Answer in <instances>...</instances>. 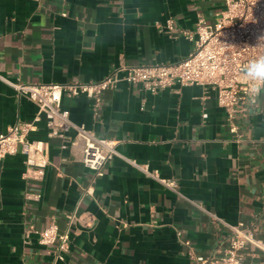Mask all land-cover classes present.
<instances>
[{"label":"crops","instance_id":"crops-1","mask_svg":"<svg viewBox=\"0 0 264 264\" xmlns=\"http://www.w3.org/2000/svg\"><path fill=\"white\" fill-rule=\"evenodd\" d=\"M223 10V0H0V134L38 111L8 82L88 83L120 62L176 63L194 46L182 31L194 32L200 14L214 24ZM61 105L75 124L117 140L118 155L94 179L59 139L48 141L41 180L23 179L22 154L1 159L0 264H193L189 252L220 255L227 245V227L210 214L254 227L242 261L264 264V87L236 120L237 134L215 92L200 85L151 94L123 81L103 93L97 116L85 96ZM28 138L47 140L43 117ZM131 161L175 179L179 194ZM88 185L93 195L83 197ZM26 192L41 198L25 200ZM73 211L58 261L39 233L53 223L64 231Z\"/></svg>","mask_w":264,"mask_h":264},{"label":"built area","instance_id":"built-area-1","mask_svg":"<svg viewBox=\"0 0 264 264\" xmlns=\"http://www.w3.org/2000/svg\"><path fill=\"white\" fill-rule=\"evenodd\" d=\"M223 2L224 10L214 24H208L200 14L194 32L182 31L183 36L194 41V46L186 58L176 63L129 66L120 62L103 79L88 83L8 82L18 95H23L34 103L38 111L33 121L18 122L0 134V160L20 153L24 156L23 179L41 180L49 164L48 141L59 139L60 149L76 151L78 161L92 171L93 179L101 177L104 166L118 155V141L98 136L83 125L75 124L70 119L69 112L62 108V97L85 96L91 101L93 113L97 116L103 93L115 89L123 81L151 94L175 85H200L212 89L218 106L226 114L230 132L237 134L236 120L239 116L246 115L248 106L256 102L264 87V81L252 79L247 74L248 66L258 57L264 56V0ZM167 28L172 29L171 21H168ZM206 116L203 114V118ZM41 117L45 120L47 140H30L28 136L35 131L36 123ZM130 163L158 181L165 189L179 194L175 179L160 178L156 172L148 171L147 165H140L135 161ZM93 192L92 185H88L83 189L82 196H92ZM24 198L37 201L41 195L38 192H26ZM210 217L227 227V245L220 255L196 257L193 252H189L193 264H243V250L248 244L256 242L253 237L255 228L241 222L229 225L213 214ZM65 218L67 228L64 231H59L53 223L39 233V244L52 246L54 257L58 261H64L68 251L70 228L76 220L75 212L67 214ZM177 236L180 237L181 232H177ZM184 244L189 246L187 241Z\"/></svg>","mask_w":264,"mask_h":264},{"label":"clouds","instance_id":"clouds-1","mask_svg":"<svg viewBox=\"0 0 264 264\" xmlns=\"http://www.w3.org/2000/svg\"><path fill=\"white\" fill-rule=\"evenodd\" d=\"M247 74L252 79L264 81V56L258 57L248 66Z\"/></svg>","mask_w":264,"mask_h":264}]
</instances>
